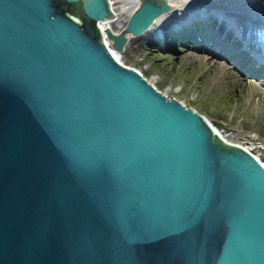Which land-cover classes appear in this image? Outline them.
<instances>
[{"label":"water","instance_id":"obj_1","mask_svg":"<svg viewBox=\"0 0 264 264\" xmlns=\"http://www.w3.org/2000/svg\"><path fill=\"white\" fill-rule=\"evenodd\" d=\"M170 4L0 0V264H264V150L112 51Z\"/></svg>","mask_w":264,"mask_h":264},{"label":"rangeland","instance_id":"obj_2","mask_svg":"<svg viewBox=\"0 0 264 264\" xmlns=\"http://www.w3.org/2000/svg\"><path fill=\"white\" fill-rule=\"evenodd\" d=\"M114 1L120 9L135 0ZM151 33L130 37L120 59L141 68L166 94L197 106L225 137L248 140L251 147L264 145V84L257 77L239 73L222 57L194 47L162 49L147 41ZM254 149L261 151L264 146Z\"/></svg>","mask_w":264,"mask_h":264},{"label":"bare ground","instance_id":"obj_3","mask_svg":"<svg viewBox=\"0 0 264 264\" xmlns=\"http://www.w3.org/2000/svg\"><path fill=\"white\" fill-rule=\"evenodd\" d=\"M167 1H169L171 3L170 4L171 8L169 10H165L164 12H161V14L157 15L156 18L152 21V24L149 27H147V29L143 30L142 32H138L137 34H132V33L128 32V35L129 36L127 38V41L124 44L125 46L122 49H120V50L112 49V51L114 52V55L115 56L117 55V57L119 59L121 58V53L124 51L125 47L127 46V43L130 40L129 38L130 37L133 38V35H135V36L142 35L143 36L144 32L148 31L150 28H152L153 26H155L154 24L157 23L156 21L161 20L163 18L166 19V17H171L170 19H173V17L175 18V15L177 14L176 12H178L180 10L182 12H185L184 7H187V6L191 7V6H194V5L195 6H199V4L203 3L204 0H167ZM230 1L239 2L241 5H244L245 8L250 9V10H252L254 12L259 13L260 18L264 21V0H230ZM112 2H113L112 3V7H114V12H115L114 15L112 16V18H107L106 20L101 21V23L102 24H107V25H109L110 27H112L114 29H118L120 27V25H122V23H124L125 18L127 17V13L130 11L131 7L134 6L136 0L133 3H131L130 6H126V8L121 7L120 9L118 8L119 6H116V7L114 6L115 5V1L114 0H112ZM121 14H123V15L121 16ZM115 21H117V24L114 25V22ZM139 69L141 71V68H139ZM141 72H143V71H141ZM143 74H144V72H143ZM147 80H148V78H147ZM220 133H221V131H220ZM243 145H245L247 148H249L251 150H253L252 149L253 146H257V147L258 146L259 147L264 146L263 144L262 145H260V144H257V145L254 144L251 147V146H249L248 144H245V143Z\"/></svg>","mask_w":264,"mask_h":264}]
</instances>
